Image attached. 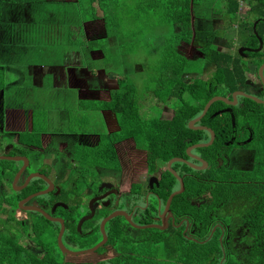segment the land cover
<instances>
[{"label": "flooded vegetation", "instance_id": "flooded-vegetation-1", "mask_svg": "<svg viewBox=\"0 0 264 264\" xmlns=\"http://www.w3.org/2000/svg\"><path fill=\"white\" fill-rule=\"evenodd\" d=\"M4 1L0 0V16L5 3L8 2V0ZM238 1L240 9L234 16L227 15L225 10L220 13L214 10L212 16V19L229 18L231 24L236 22L237 32H225L220 36L215 29L205 30L198 35L194 29L195 34H197L196 38H193L189 43L185 42L189 46L197 42L199 48L197 50L201 55L199 59L200 68L195 73L190 72L188 63L185 62L187 68L184 74L185 83L188 85L195 81L214 83L215 89L219 93L215 94L214 97L233 100L235 92L232 94L228 92L226 83L218 81V74L226 67L229 60L232 64H237L241 60L246 80L238 91L264 101V80L260 76V68L264 66V34L262 36L258 31L261 21L264 23V17H260L251 11L252 0H249L248 13L255 16L251 23L252 30H250L249 23L245 19L239 20L243 1ZM16 2L12 0L10 4L17 5ZM86 4H84V0H78L76 15H71L68 18V22L73 23L68 29V41L75 49H61L63 50L61 56L56 53V50L59 51V49H27L25 51L32 55L27 54L24 58L19 56L18 52L14 54V49L0 47V197L4 200L2 202L4 211L0 214V223L3 225L0 226V230L6 229L8 222L13 233H23L21 240L25 245L35 246L34 222L42 215L53 223L50 226L51 234L47 233L46 235L52 241H56L57 252L60 251L63 255L69 254H64L59 246L58 238L62 226H64L62 242L72 251L88 250L101 243L105 237L106 242L96 251L105 246L112 247L111 251H113L115 246L119 245V243L114 242V239L121 232L124 235L122 238L127 237L132 241L131 247L135 250L147 248V243L156 246L167 242L174 243V239L171 240L174 238V227H183V235L186 238L197 240L196 238L201 234L197 227L188 218H178L174 211V197L176 195L172 197L169 203L174 192L180 189V181L172 171L175 170L174 163L176 162H172L171 170L169 169V162L174 158L168 162H164L162 158H157L154 170L141 173L134 182V178L126 171L122 163L131 164L130 157L120 161L121 171L113 159L101 156L97 150L105 139L120 131V129L117 130L118 125L126 123V121L119 119V116H112L109 112L105 114L103 110H95L93 107L104 102H114L119 92H122L123 101H126L127 97L129 100L139 97L138 115L145 120L155 117L161 121L174 119L182 101L177 97H169L163 102L159 96L160 86L164 82V78H161L164 37L161 34L159 37L161 43L156 47L161 49V54L153 76L145 88L140 90L127 77L104 74L101 72V68L92 66L91 63L81 65L80 62L74 60L75 56L81 58L84 55L76 49L78 45L71 42L70 31L74 30L79 33L80 27L87 22L86 9L89 5ZM11 8L12 6H7L6 12ZM97 13L100 16L104 15L99 8ZM120 31V25L117 28H112L111 36L108 39L112 40L116 35H119ZM205 33H209L206 40L202 36ZM253 36L256 37L257 41L253 39ZM218 37L225 41V45L216 42ZM196 39L198 40L196 41ZM101 43L99 42L95 46ZM230 46H234L235 49H228ZM85 47L90 49L88 54L94 58V47ZM35 51L38 53L42 51L45 60L50 59V61L42 64L40 71L32 68ZM66 51L69 52L66 53ZM175 53L177 54V51ZM209 53L214 54L218 59L210 60ZM221 57L231 59L226 62ZM209 65H212L213 72L209 78L205 79L203 74ZM252 70L254 75H250ZM109 81L113 82L111 95L107 94ZM62 88L66 90L64 93ZM68 91L72 92L69 101L74 102L77 106L76 109L70 111L58 106L60 98H64L68 102ZM73 93L74 95H72ZM83 96L89 98L88 103H85ZM242 97L248 98L238 95V101L235 105L227 104L223 100L215 101L199 121L193 122L203 114L205 106L211 98L205 104L202 112L189 121L188 126L195 131L208 132L210 137L205 142L208 143L212 134L206 128H212L203 121L209 115L211 107L216 102H222L224 105L217 107L210 114V117L220 116L221 118V114L230 116L233 135L226 142V146L234 145V147L229 153L223 152L222 157L218 156L217 160L220 166L226 164L247 170L252 167L253 151L244 145L250 142L252 137L249 135L247 139L237 140L239 131L236 128L234 111L235 107L241 104ZM182 98L190 104L194 103L187 91L182 92ZM259 104L264 105V103ZM227 108H231L232 111L222 112ZM169 110V116L165 115ZM123 112L130 114L129 111ZM232 113L235 116V126L233 125ZM218 130L224 131V127L218 128ZM213 131L215 141L216 131ZM124 142L120 143L119 157L124 148ZM190 147L187 148L188 155ZM195 149L191 151V154ZM242 154L248 157L252 154V158L247 160V163L244 162V165L247 166H238L235 163V158ZM193 155L200 157L197 154ZM189 157L198 163L188 162L196 166L204 165L199 159L190 155ZM207 168L208 166L204 169ZM166 171L179 181V188L176 191H174V180L169 177H167V184L163 189L161 188ZM178 175L184 182V175L179 173ZM170 184H173V191L165 199L166 192L171 189ZM41 191H47V193L33 196ZM204 201L202 196L192 199V203L197 206ZM34 208L42 209L53 220ZM18 213L25 215L18 218ZM2 215H6V219L3 221L1 220ZM112 215L113 217L107 220ZM88 216L90 217L81 223L84 217ZM57 219L63 220V223ZM19 222L23 225L20 226ZM232 225L227 222L217 223L212 233L220 228L222 242L229 244L230 238L236 234ZM25 226H28L27 232L23 231ZM147 230L165 232L163 234L168 239L161 241L157 239L159 236H155ZM237 234L239 237L245 235L243 231ZM29 237H31V242L27 243ZM107 252L103 254L107 258L111 257L112 255L109 253L106 255ZM159 252H161V248Z\"/></svg>", "mask_w": 264, "mask_h": 264}, {"label": "trees", "instance_id": "trees-1", "mask_svg": "<svg viewBox=\"0 0 264 264\" xmlns=\"http://www.w3.org/2000/svg\"><path fill=\"white\" fill-rule=\"evenodd\" d=\"M118 1L120 0H84V4L89 5L86 9L88 20L80 27L79 33L70 31L71 42L78 46L94 47L97 43H103L110 38L111 29L117 28L124 21L122 18L128 3L125 0ZM129 1L134 7L131 11V29L135 30L132 32H139L143 21L146 23V30L155 28L162 35L166 25L174 27L173 36L163 39L161 78H164V82L162 80L159 96L163 102L169 97H177L182 101L172 121H161L158 117L143 119L138 115L139 97L131 100L127 97L126 101H123L122 92H119L114 102H104L93 107L126 121L117 124V130L120 131L105 139L97 150L101 156L113 159L118 169L122 168L120 161L130 157L131 164L122 163L135 182L141 173L154 170L157 158H162L164 162L173 158H184L194 164L198 163L189 157L187 148L207 142L210 135L206 131L190 129L188 123L202 112L205 104L215 94L219 93L214 83L195 81L186 84L184 78L186 60L175 53L177 42L189 43L196 38L193 23L195 8L200 0ZM98 8L104 15L100 16L97 13ZM239 9L238 0H217L214 10L217 13L225 10L227 15L234 16ZM251 11L264 17V0H252ZM249 28L252 30V24H249ZM258 31L263 36L262 21ZM202 36L206 40L209 33ZM253 39L256 40V37L253 36ZM208 56L210 60L218 59L212 53ZM221 58L226 62L231 59ZM245 80L241 60L237 64H232L229 60L218 74V81L226 83V89L230 94L238 91L240 86L245 84ZM186 91L193 98V104L183 100L182 92ZM223 105L222 102H216L203 121L216 131L214 143L192 152L207 161L208 168L196 170L186 163H174V169L180 175H184L185 183V191L174 197V211L178 218H188L197 227L201 233L197 240L186 238L183 235V227H174V238L171 239H174V243L167 242L158 246L147 243V248L135 250L131 247L132 241L127 237L122 238L124 235L121 232L114 239L119 245L115 246L113 251L112 247L105 246L93 253L63 255L60 251L57 252L56 241H52L46 235L51 234L50 226L53 223L40 215L34 222L35 246L25 245L21 240L23 233H13L9 223L5 222L6 229L0 230V264H264V105L242 97L241 104L234 109L236 128L239 131L237 140L247 139L249 135L252 137L251 141L244 145L253 151L252 167L247 170L226 164L220 166L217 160L218 156L222 157L223 152L229 153L234 147L226 146V142L233 135L230 116L221 114V118L210 117L217 107ZM123 111H129L130 114ZM221 127H224V131L218 130ZM122 141H125L124 148L119 157ZM167 177L174 180L176 191L179 188V181L168 171L161 188L167 184ZM170 187L165 199L173 191V184H170ZM200 196L204 198V203L199 206L193 204L192 199ZM3 201L0 197V214L4 211ZM14 203L16 205V202ZM222 222L234 225L232 227L236 234L230 238L229 244L222 242L220 228L212 233L215 225ZM19 225L23 224L19 222ZM27 230L28 226H25L23 231ZM240 231L244 232L243 237L237 234ZM147 232L159 236L157 239L161 241L168 239L163 234L165 232L159 230ZM105 252L106 255L109 253L112 256L107 258L103 254Z\"/></svg>", "mask_w": 264, "mask_h": 264}, {"label": "rangeland", "instance_id": "rangeland-1", "mask_svg": "<svg viewBox=\"0 0 264 264\" xmlns=\"http://www.w3.org/2000/svg\"><path fill=\"white\" fill-rule=\"evenodd\" d=\"M127 6L123 14L122 24L120 25V33L116 35L112 40L108 39L106 42L98 44L94 47V58L89 56L90 49L85 46H77L78 49L84 56H75V61L80 62L81 65L92 64V66H97L101 68V72L109 75H121L127 77L129 80L133 81L138 89L143 90L150 78L153 76L154 70L157 67V62L160 58V48H156L160 45L161 32L157 31L158 29L146 30V23L143 21L142 28L139 32L132 30L131 28V11L134 8L130 4L129 0H125ZM243 5L241 8V16L239 20L245 19L249 24H251L255 16L248 13L249 0H242ZM118 2H122L121 0ZM217 0H200L199 5L195 8V23L194 29L197 34L200 35L205 30H215L218 31L219 35L222 36L223 33L229 32L232 33L236 30V22L231 24L229 18H213V11L215 9V3ZM212 19V20H211ZM210 20V21H207ZM120 22V21H119ZM130 23V24H129ZM176 28L175 31H177ZM174 34V27L166 25L163 30V37H172ZM231 38V37H229ZM232 39V38H231ZM198 39H196L197 41ZM158 44L156 45V43ZM216 42L221 45H225V41L218 37ZM233 45V43H232ZM70 47V46H69ZM197 42H194L192 45H187L183 41H179L176 44L177 54L182 56L188 63V67L191 73H195L200 68V53L198 52ZM228 49H235L234 46H230ZM213 68L212 65L207 66L203 77L209 78L212 75ZM250 75H254L253 70L250 72ZM251 77V76H250ZM253 79V78H251ZM113 82L109 81L108 85V95L112 93ZM63 87V86H62ZM66 90L62 88L64 93ZM71 91L67 92V100L60 98L58 104L59 107L67 109L68 111L74 110L77 108L74 102H71ZM74 95V93L72 94ZM85 103L89 102V98L83 96ZM170 110L165 113L169 116ZM252 158L242 154L239 157L235 158V163L238 166H247L244 165V162H248ZM24 213H18V218L24 217ZM6 215H2L1 220H5ZM3 224L0 223V226ZM31 242V237L28 238L27 243Z\"/></svg>", "mask_w": 264, "mask_h": 264}, {"label": "crops", "instance_id": "crops-1", "mask_svg": "<svg viewBox=\"0 0 264 264\" xmlns=\"http://www.w3.org/2000/svg\"><path fill=\"white\" fill-rule=\"evenodd\" d=\"M11 1H4L0 16L1 48L14 49V54L24 58L27 49H59L56 53L60 56L65 49H75L68 41V29L73 25L68 18L76 15L78 0H15L17 5ZM7 6H12L8 12ZM48 61L42 51H35L32 68L40 71Z\"/></svg>", "mask_w": 264, "mask_h": 264}, {"label": "water", "instance_id": "water-1", "mask_svg": "<svg viewBox=\"0 0 264 264\" xmlns=\"http://www.w3.org/2000/svg\"><path fill=\"white\" fill-rule=\"evenodd\" d=\"M254 28H255V26H254ZM261 43H262V41H261ZM260 76H261V77L263 78V80H264V66L260 68ZM238 95H243V96H245V97H248V98L254 99L255 101H257V102H259V103H264V101H263L262 99H260V98H258V97H255V96H252V95L247 94V93L242 92V91H237V92H235V93L233 94V100H230V99H228V98H224V97H214V98H212V99L207 103V105L205 106V109H204L203 114H202L199 118H197L195 121H193V122H197V121H199V120H200V119L206 114V112L208 111V109L210 108V106H211L215 101H217V100H223V101L226 102L227 104L235 105V104L237 103V101H238V98H237ZM224 111L231 112L232 109H231V108H227L226 110H223L222 112H224ZM232 119H233V125L235 126V116H234L233 113H232ZM191 127L195 128L194 126H191ZM203 128H206V127H203ZM206 129H208V130L211 132V134H212L211 140H210L208 143H200V144H196V145H194V146H192V147H190V148L188 149V153H189V155L192 156V157H194V158L199 159L204 165H203V166H196V165H194V164H192V163L186 161V160L183 159V158H174L173 160H171V161L169 162V169H170V170H171V164H172V162H186V163H188L190 166H192L193 168H196V169H204V168H206V167L208 166V163H207L204 159H202V158H200V157H198V156H196V155L191 154V151H192L193 149H195V148H199V147L209 146V145H211V144L213 143L214 138H215V133H214V131H213L212 129H209V128H206ZM172 171H173L174 175H175V176L179 179V181H180V189L177 190L176 192H174V194H173V195L171 196V198H170L169 203L171 202V199H172L173 196H175V195H177V194H180V193H182V192L185 190L183 179L178 175V173H177L175 170H172ZM45 193H47V191H41V192H39V193L34 194L33 196H38V195L45 194ZM34 209L40 211V212L43 213L47 218L53 220V218H52L49 214H47L45 211H43L42 209H39V208H34ZM92 214H93V212H92ZM89 217H90V216H88V217H84V219L81 221V223H82L85 219H88ZM112 217H113V215L110 216L107 220H109V219L112 218ZM57 220H60V221L63 223V220H61V219H57ZM107 220H106V221H107ZM63 232H64V226H62L61 233H60L59 238H58L60 249L62 250V252H63L64 254L67 253V254H69V255L77 256V255H79V254L91 253V252L96 251L99 247H101V246L106 242V237H105L104 240H103L101 243L97 244L96 246H94V247H92V248H90V249H88V250H84V251H72V250L68 249V248L63 244V242H62V235H63Z\"/></svg>", "mask_w": 264, "mask_h": 264}]
</instances>
